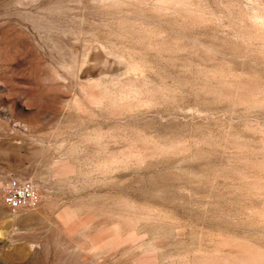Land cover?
<instances>
[{"label":"rangeland","instance_id":"374dc122","mask_svg":"<svg viewBox=\"0 0 264 264\" xmlns=\"http://www.w3.org/2000/svg\"><path fill=\"white\" fill-rule=\"evenodd\" d=\"M169 1L0 0V264L263 258L264 0Z\"/></svg>","mask_w":264,"mask_h":264},{"label":"built area","instance_id":"2783aa9c","mask_svg":"<svg viewBox=\"0 0 264 264\" xmlns=\"http://www.w3.org/2000/svg\"><path fill=\"white\" fill-rule=\"evenodd\" d=\"M3 201L14 211L21 207H33L38 202V194L29 181L9 180L2 186Z\"/></svg>","mask_w":264,"mask_h":264},{"label":"bare ground","instance_id":"6f19581e","mask_svg":"<svg viewBox=\"0 0 264 264\" xmlns=\"http://www.w3.org/2000/svg\"><path fill=\"white\" fill-rule=\"evenodd\" d=\"M164 1V0H163ZM167 1H169V0H167ZM173 1H175V0H173ZM180 1V0H179ZM166 2V1H165ZM170 2V1H169ZM168 2V3H169ZM159 3H161L160 1H159ZM176 4L177 3V1L176 2H171L170 4L172 5V4ZM178 3H181V1L180 2H178ZM158 4V3H157ZM166 4V3H165ZM164 4V5H165ZM159 5V4H158ZM177 5V4H176ZM179 5H181V4H179ZM178 6V5H177ZM185 6V5H184ZM174 7H175V5H174ZM180 7V6H179ZM159 8V7H158ZM162 8H164V7H162ZM178 9V8H177ZM184 9V8H183ZM31 182V181H30ZM32 183V182H31ZM33 184V183H32ZM33 186H34V188H35V190H36V192H37V189H36V187H35V185L33 184ZM37 194H38V192H37ZM38 203V202H37ZM21 208H24V207H21ZM18 209H20V208H18ZM18 209H16V210H18ZM16 210H14V211H12V212H15ZM11 211V210H10ZM65 216V215H64ZM121 217V216H120ZM68 218V217H67ZM67 218H63L62 219V222L66 225L67 223H68V220H67ZM122 218V217H121ZM127 220V219H126ZM138 220V219H137ZM125 221V220H124ZM132 221H133V219H132ZM134 221H135V219H134ZM126 222H128L129 224H131L129 221H126ZM133 223V222H132ZM125 225H126V223H124ZM134 224V223H133ZM128 225V224H127ZM126 225V226H127ZM128 227V226H127ZM122 228V227H121ZM134 228V227H133ZM129 229H130V227H129ZM116 230H117V228H116ZM70 231V230H69ZM104 232V231H103ZM125 232V231H124ZM131 233L132 232H135L134 230L133 231H130ZM136 233V232H135ZM135 233H134V236L136 237L137 236V234L135 235ZM97 234V233H96ZM108 234V233H107ZM125 234V233H124ZM127 235L130 237L131 235H132V237H133V233L132 234H128L127 233ZM127 235H126V237H127ZM125 236V235H124ZM123 236V237H124ZM129 237H127V238H129ZM132 237H130V239H132L133 240V238ZM127 238L125 239V241H124V238H122V241L121 242H126V240H127ZM136 239V238H135ZM138 239V238H137ZM131 240V241H132ZM128 241H129V239H128ZM135 241V240H134ZM219 244H220V242H218ZM218 244V245H219ZM126 245V244H125ZM217 245V246H218ZM224 246H226V243L225 244H223ZM223 246V247H224ZM222 247V246H221ZM221 247H219V248H221ZM214 250H217V249H214ZM249 250H251V249H249ZM256 250V249H255ZM196 252V251H195ZM222 252V251H221ZM217 253V251H215V254ZM197 254V253H196ZM202 254V253H201ZM213 255V254H208L207 255V253L205 254L204 253V255H203V257L201 258V257H199L200 258V260H199V262H198V264H226L225 262H226V258L225 257H223V256H217V255ZM259 254H262V255H259ZM195 255V254H194ZM199 255V254H198ZM254 255H256V253H254ZM141 256V255H140ZM193 256V255H192ZM200 256V255H199ZM260 256H263V258L262 259H259L257 262L255 261V263H251L250 261H249V263H248V261H244L243 259H242V261L243 262H245V264H264V253H261V251H260V253H259V251H258V257L257 258H259ZM250 258V257H249ZM198 259V258H197ZM197 259H195V260H197ZM239 259V258H238ZM241 259V258H240ZM237 260V262H238V264H240V263H242L241 262V260ZM194 260V261H195ZM230 260V259H229ZM228 260V261H229ZM194 261H192V262H194ZM198 261V260H197ZM196 261V262H197ZM232 261H233V259H232ZM235 261H236V259H235ZM240 261V262H239ZM157 262V257H156V254H154V252H151V254L149 253L148 255H142V257H136L134 260H133V263L134 264H157L156 263ZM229 262H231V261H229ZM236 263V262H235ZM179 264H181V263H179ZM183 264V263H182ZM197 264V263H196ZM242 264H244V263H242Z\"/></svg>","mask_w":264,"mask_h":264}]
</instances>
